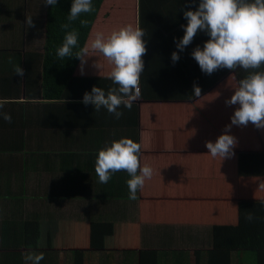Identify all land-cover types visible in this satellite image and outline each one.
<instances>
[{
  "label": "crops",
  "instance_id": "obj_1",
  "mask_svg": "<svg viewBox=\"0 0 264 264\" xmlns=\"http://www.w3.org/2000/svg\"><path fill=\"white\" fill-rule=\"evenodd\" d=\"M119 1L102 5L85 43L97 32L108 37L127 25L145 33L141 94L131 110L121 106L123 116L116 119L103 107L97 112L94 105L81 102L93 86L106 94L118 88L108 78L112 63L100 53L88 58L83 75L80 60L72 73L67 71L60 99H45L50 5L44 0H0V99L8 101L0 112L12 117L9 123L0 116V264H26L29 253H42L40 264L138 263V253L147 251L158 254V263L195 264V251L213 247L209 225L146 221L139 190L137 199H129V174L119 171L100 183L96 160L113 141L131 138L142 145V166L154 170L145 185L194 188L212 180L209 175L226 167L218 162L222 157L208 153L206 143L215 142L231 124L239 105L225 101L239 82L252 72H264V65L202 72L192 52L210 39L203 31L174 63L172 53L179 51L182 26L188 23L184 12L198 9L200 0ZM29 16L32 27L26 25ZM14 65L25 70L23 78L14 73ZM194 84L201 88L199 97L193 95ZM249 132V124L230 128L237 144ZM238 157L242 177L264 176V153L239 152ZM104 223L114 227L105 229ZM127 235L133 241H125ZM101 238L104 252L78 254L96 249ZM109 247L115 250L107 252ZM129 247L136 252L118 251ZM199 264H206L203 254Z\"/></svg>",
  "mask_w": 264,
  "mask_h": 264
},
{
  "label": "clouds",
  "instance_id": "obj_2",
  "mask_svg": "<svg viewBox=\"0 0 264 264\" xmlns=\"http://www.w3.org/2000/svg\"><path fill=\"white\" fill-rule=\"evenodd\" d=\"M46 5L55 6L58 0H44ZM94 11L92 0H73L68 21L77 20L81 14ZM184 16L188 21L185 34L177 42V49L172 53V61L180 59V52L190 45L198 32H206L210 39L203 48L199 46L192 52L193 58L199 64L202 72L211 75L221 68L235 70L238 67L245 70L259 69L264 65V0H200L196 10H186ZM81 26H87L86 19L80 20ZM26 25L34 26L32 17H27ZM69 23L61 25L68 29ZM144 31L139 27L127 25L110 36L105 37L97 32L94 39L84 47H78V32L68 31L62 46L57 49L60 59L77 57L83 65L89 57L100 53L113 65L108 78L118 88L108 90L107 94L99 86H93L91 92H85L82 103L94 105L95 111L102 107L116 119L123 116L119 111L121 106L131 110L134 101L140 96V77L145 69L143 57L146 54ZM78 49L77 51H73ZM9 63H12L9 58ZM96 67H100L98 64ZM13 71L21 78L25 70L20 65H14ZM193 95L199 97L201 88L194 84ZM7 100L0 99V109ZM225 103L229 106L239 105L231 118V124L215 142L208 141L206 147L213 157L220 156L222 160L234 155L236 138L230 134L232 125L247 126L249 123L257 128H264V72H252L239 82L234 94ZM0 116L9 123L12 117L9 113L0 112ZM142 145L131 138H121L98 153L95 172L99 182L106 184L112 175L126 171L131 177L128 181L129 199H137V191L143 189L145 181L151 179L154 170L149 165L141 164ZM251 221L252 213L246 216ZM43 254H26V264H40Z\"/></svg>",
  "mask_w": 264,
  "mask_h": 264
},
{
  "label": "trees",
  "instance_id": "obj_3",
  "mask_svg": "<svg viewBox=\"0 0 264 264\" xmlns=\"http://www.w3.org/2000/svg\"><path fill=\"white\" fill-rule=\"evenodd\" d=\"M119 3H121L119 0H92L94 11L81 14L72 22L68 21V16L73 0H58L57 5H50L47 10L42 83L45 99L61 98L60 84L64 82L67 71L72 73L80 60L77 57L64 59L57 57V49L62 46L66 33L76 30L78 47H84L102 5ZM83 19L88 21L86 27L80 24V20ZM65 23H69L68 29H62L61 25ZM249 125L251 126L249 137L238 141L237 149H233L234 155L218 161L220 164L224 163L226 168L221 169L222 171H214L212 177L209 175L212 180L199 182L200 185L194 188L170 189L165 186L146 184L147 186L144 185L143 189L139 190V206L142 213L146 214V221L178 225L198 223L211 227L213 247L204 253L195 251L197 255L195 264H199V255L202 254L206 258V264H264V176L242 177L236 169L239 152L264 153V128H257L251 123ZM242 147H244L243 150ZM165 191L176 196H164ZM249 213L254 216L251 221L246 219ZM103 225L105 229L114 227L113 223ZM104 239L101 238L96 243V249L91 248L78 254L104 252L106 250ZM123 239L133 241L130 235ZM132 244L135 245V242ZM113 250L115 249L107 248V252ZM118 251L124 254L136 252L131 247L120 248ZM124 264L165 263H158V254L155 251H147L138 253V263Z\"/></svg>",
  "mask_w": 264,
  "mask_h": 264
},
{
  "label": "rangeland",
  "instance_id": "obj_4",
  "mask_svg": "<svg viewBox=\"0 0 264 264\" xmlns=\"http://www.w3.org/2000/svg\"><path fill=\"white\" fill-rule=\"evenodd\" d=\"M124 3H125V4L127 3L126 0H124ZM113 264H118V263H113Z\"/></svg>",
  "mask_w": 264,
  "mask_h": 264
}]
</instances>
